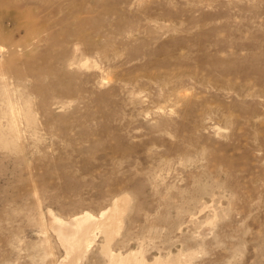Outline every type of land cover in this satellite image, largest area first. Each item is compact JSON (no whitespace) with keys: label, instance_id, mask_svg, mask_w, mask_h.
<instances>
[{"label":"rangeland","instance_id":"obj_1","mask_svg":"<svg viewBox=\"0 0 264 264\" xmlns=\"http://www.w3.org/2000/svg\"><path fill=\"white\" fill-rule=\"evenodd\" d=\"M0 264H264V0H0Z\"/></svg>","mask_w":264,"mask_h":264},{"label":"bare ground","instance_id":"obj_2","mask_svg":"<svg viewBox=\"0 0 264 264\" xmlns=\"http://www.w3.org/2000/svg\"><path fill=\"white\" fill-rule=\"evenodd\" d=\"M93 226H94V221L87 216L74 218L67 223L62 222L60 220H55L53 225L55 230H57L58 236L61 238V241H63L64 245L66 244L70 249H74L76 246H79L81 237L84 234L86 236V234L91 230ZM63 229L67 230L65 234L62 233ZM69 248L68 250L66 248V250L69 251ZM74 252H76V250Z\"/></svg>","mask_w":264,"mask_h":264}]
</instances>
